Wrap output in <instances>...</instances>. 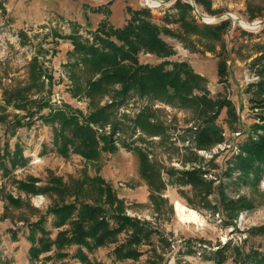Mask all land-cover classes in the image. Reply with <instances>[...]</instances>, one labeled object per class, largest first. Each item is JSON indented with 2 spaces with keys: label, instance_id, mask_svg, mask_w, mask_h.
I'll use <instances>...</instances> for the list:
<instances>
[{
  "label": "rangeland",
  "instance_id": "374dc122",
  "mask_svg": "<svg viewBox=\"0 0 264 264\" xmlns=\"http://www.w3.org/2000/svg\"><path fill=\"white\" fill-rule=\"evenodd\" d=\"M175 1L0 0V117H5V121L12 122L30 109L18 110L12 103L6 105V100L19 96L18 101L25 100L26 96L28 99L49 100L50 108L40 110V115L47 114L54 107L64 109L63 106L67 105L71 111L84 116L111 103L112 91L94 102L83 93L72 95L70 81L75 87H84L85 81L95 80L99 75L87 73L77 58L71 56L70 42L56 35H69L76 29L81 37L91 40L90 33L102 20L120 28L130 18L128 9L143 8L149 9L150 22L160 29V37L171 47L173 54L158 58L140 52L139 63L186 62L194 73L205 78L208 98L229 101L236 116L235 120L231 119L227 109L223 108L215 121L222 140L208 149H198L192 132L199 120L192 110L130 94L114 111L109 123L102 127L91 125L99 136L110 135L115 121L123 124L114 136L117 151L102 153L97 162H89L71 150L67 157H63L54 149L55 128L44 125L36 117L31 127L10 129V132L7 122H0V264H81L73 258L77 249L75 245L58 253L55 245L46 250L40 246L42 252L36 258L30 255L31 248H37L38 239L54 241L58 232L69 229L68 225L54 228L55 219L46 212L53 205L73 202L74 196H58L55 192L26 193L19 189L18 182H30L32 178L37 187L53 185L63 189L64 185L70 187L73 181H81L87 176L101 178L123 201L127 216L147 222L156 230L151 244L141 243L135 248L139 253L136 259H115L113 250L128 239V233L122 232L114 242L91 252L83 248L90 262L217 264L212 257L219 249L224 251L222 264H253L248 255L252 252L264 255L262 179L252 187L230 184L223 175L231 159L241 153L240 143L251 135V126L264 125L258 119V116H264V108H260L259 103L264 99V93L255 94V87L264 79V74L261 75L264 68V0H180L190 5L187 18L198 29L205 25L217 26L228 18L217 40L205 39L199 33H185L182 26L174 22L177 11L171 6ZM99 7L103 8L101 13L93 12ZM165 15L170 17L169 22L163 19ZM164 28L177 37L165 32ZM36 55L41 67L53 80L49 87L47 80L42 78L40 92L28 94L30 61ZM74 63L77 68L71 67ZM220 63L225 67L224 82H220L217 75ZM170 68V65L166 66V69ZM69 73H74L78 79H70ZM113 88L117 90L119 87L115 85ZM143 108L151 111V121L163 123L166 128L164 136L149 137L138 130L133 132L131 120ZM124 144L128 148L142 147L149 160L156 163L168 184L161 194L164 202L158 200L155 205L150 202L148 186L138 173V158L123 147ZM191 152L197 156L195 162H187L192 159ZM195 168L203 170V180L212 184L213 190L205 200H201L190 185H170L175 181L174 177L170 180L168 176L170 170L181 172ZM238 175L235 171L233 179ZM220 184L223 185L222 191L216 188ZM8 197L19 204L11 205ZM241 197L250 200L252 207L237 212L227 223L232 213L223 211L222 201ZM95 198L94 191L88 197H80L87 204H93ZM177 202L187 209V214H190L189 210L194 211L198 219L182 221L176 211ZM41 217L46 220L43 229L47 235L38 231L31 234L29 224ZM61 253L67 256L58 257Z\"/></svg>",
  "mask_w": 264,
  "mask_h": 264
},
{
  "label": "trees",
  "instance_id": "16d2710c",
  "mask_svg": "<svg viewBox=\"0 0 264 264\" xmlns=\"http://www.w3.org/2000/svg\"><path fill=\"white\" fill-rule=\"evenodd\" d=\"M171 8L177 11L174 22L179 23L185 33H199L205 39H219L222 29L227 23L225 20L217 26L205 25L202 29H198L196 25L189 23L187 18V13L190 10L188 3L176 0ZM102 10L103 8L99 7L93 12L101 13ZM128 13L130 14L129 20L120 28H114L102 20L90 33L91 40L81 37L76 29H73L69 35H56L57 38L70 42L72 45L71 56L77 58L87 73L93 76L99 75L95 80L85 81L84 87H75L74 83L70 81L72 95L78 96L83 93L94 102L96 98L112 91L111 103L95 108L84 116L80 112L71 111L67 105L63 106L64 109L54 107V111L51 109L47 114L40 115V110L50 108L49 100L28 99L26 96L25 100L18 101L19 96L6 100V105L12 103L18 110L28 107L30 109H26L24 116L12 122L5 121V117H0V122H7L8 131L31 127L33 119L36 117L44 125L55 128L54 149L63 157H67L71 150L89 162H97L102 153L113 154L117 151L114 136L121 130L123 124L115 121L110 135L99 136L91 125L102 127L109 123L114 116V111L125 102L130 94H136L141 98H150L151 101L192 110L199 120L197 128L192 132L198 149H208L213 144L220 142L222 140L221 130L215 121L223 108H226L227 115L235 120V111L231 103L227 100L214 101L208 98L205 91V78L194 73L186 62L140 64L138 60L140 52L154 54L158 58H167L173 52L171 47L160 37V29L150 22L152 17L149 9L143 8L134 11L128 9ZM163 19L169 22L170 17L165 15ZM164 31L177 37L166 28ZM74 64H71V67L77 68V63ZM167 65H170L171 68L166 69ZM30 66L31 86L28 87L27 92L28 94L30 92L38 94L40 88L43 87L41 79H46L50 87L53 77L41 67L37 55L31 59ZM263 74L264 68L261 72V75ZM217 75L219 81L224 82L225 67L223 63L218 65ZM69 76L72 80L73 78L78 79L74 73H69ZM115 85L119 87L117 90L113 88ZM34 89L35 91H33ZM262 93H264V79L255 87L257 96ZM259 103L261 104L260 108H264V99ZM25 119L28 120L25 121ZM151 119V111L148 108H143L131 120L133 132L138 130L149 137L164 136L166 128L163 123L151 121ZM258 119L264 122V116H258ZM251 127L253 128L251 135L240 143L241 153L231 159L223 173L224 177L230 180V184L254 187L264 175V125L253 124ZM139 140L144 142L142 137H139ZM123 147L128 148L126 144ZM128 150L138 158V173L148 186L150 202L153 205L157 204L158 200L164 202L161 194L168 184L163 180L156 163L149 160L148 153L142 147L132 146ZM191 155L192 159L187 162H195L197 159L195 153L191 152ZM235 171L239 175L233 179ZM203 173L204 171L200 168L181 172L170 170L168 176L170 180L175 178V181L170 182V185H190L196 195L201 200H205L213 189L211 182L203 180ZM83 180L73 181L70 187L64 185L63 189L55 188L53 185L37 187L32 178L30 182H18L19 189L26 193L55 192L58 196H74L73 202L53 205L46 212L52 216L53 220L55 219L52 224L54 228L68 225L69 229L58 232L54 241L47 238L38 239L37 248H31L30 255L36 258L42 252L40 246L46 250L48 246L55 245L58 253L59 250L69 245H75L77 249L73 258L78 259L81 264H102L96 261L90 262L82 249L85 248L91 252L98 247L114 242L118 234L127 232V241L116 247L113 254L117 260L136 259L139 253L135 248L141 243L151 244V238L156 234V230L147 222L127 216L124 212L123 201L116 197L110 186L106 185L101 178L87 176ZM216 188L222 191L223 185L220 184ZM91 191H94L96 198L93 204H87L80 197H88ZM7 199L11 205L19 204L12 197ZM60 199L62 200L63 197ZM222 206L225 213H232L228 217L227 223H230L237 212L250 209L252 202L241 197L238 200H224ZM45 221V218L41 217L37 222L29 224L31 234L38 231L47 235L43 229ZM31 237L32 235H29V238ZM223 252L218 249L213 253L212 259L217 264L224 262ZM66 256L64 253L58 254L60 258ZM250 256L247 257L253 264H264V255L252 252Z\"/></svg>",
  "mask_w": 264,
  "mask_h": 264
},
{
  "label": "bare ground",
  "instance_id": "6f19581e",
  "mask_svg": "<svg viewBox=\"0 0 264 264\" xmlns=\"http://www.w3.org/2000/svg\"><path fill=\"white\" fill-rule=\"evenodd\" d=\"M176 211L179 215V218L182 220V221H188V222H191L193 220H197L198 219V216L196 215V213L192 210H189L190 214H187V209L181 205L180 203H176Z\"/></svg>",
  "mask_w": 264,
  "mask_h": 264
},
{
  "label": "built area",
  "instance_id": "2783aa9c",
  "mask_svg": "<svg viewBox=\"0 0 264 264\" xmlns=\"http://www.w3.org/2000/svg\"><path fill=\"white\" fill-rule=\"evenodd\" d=\"M260 183H261L262 188H264V177L262 178Z\"/></svg>",
  "mask_w": 264,
  "mask_h": 264
},
{
  "label": "water",
  "instance_id": "95a60500",
  "mask_svg": "<svg viewBox=\"0 0 264 264\" xmlns=\"http://www.w3.org/2000/svg\"><path fill=\"white\" fill-rule=\"evenodd\" d=\"M202 17H205V16H203V15H202ZM227 17H230V16H229V15H227ZM230 18H231V17H230ZM226 19H228V18H225V20H226ZM231 19H232V18H231Z\"/></svg>",
  "mask_w": 264,
  "mask_h": 264
}]
</instances>
